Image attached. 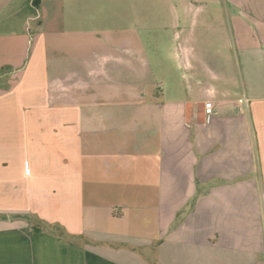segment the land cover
<instances>
[{"label":"crops","instance_id":"obj_1","mask_svg":"<svg viewBox=\"0 0 264 264\" xmlns=\"http://www.w3.org/2000/svg\"><path fill=\"white\" fill-rule=\"evenodd\" d=\"M46 1L0 91V264H264V0H231L238 71L208 86L213 52L154 64L122 2Z\"/></svg>","mask_w":264,"mask_h":264},{"label":"rangeland","instance_id":"obj_2","mask_svg":"<svg viewBox=\"0 0 264 264\" xmlns=\"http://www.w3.org/2000/svg\"><path fill=\"white\" fill-rule=\"evenodd\" d=\"M117 1L125 6V33L126 27H130L139 34L140 52L154 64H180L182 53L189 52L190 63L199 69L200 64L208 60L206 53L213 52L219 66L210 71L199 69L205 86L216 85L223 75L238 71L236 50L227 34L229 16L233 10L231 0ZM46 2L49 5L52 3L51 0ZM131 4L134 6L132 24L126 20ZM39 5L40 0H0V91L7 88L11 70L18 64H26L33 54L36 34L42 29ZM208 12L210 18H206ZM88 27L96 28L95 25ZM169 51L179 52L175 58L177 60L167 56ZM11 103L9 110L7 105L0 102V116L12 115L9 120L7 117L5 121L0 119V148L3 144L7 146L5 151L0 149V155L9 157L13 162L21 159L18 151L20 142H23V122L15 118L20 112V105L15 100Z\"/></svg>","mask_w":264,"mask_h":264},{"label":"built area","instance_id":"obj_3","mask_svg":"<svg viewBox=\"0 0 264 264\" xmlns=\"http://www.w3.org/2000/svg\"><path fill=\"white\" fill-rule=\"evenodd\" d=\"M246 102V99H245ZM205 112H206V121L210 122L211 121V116L214 112V104L212 101H207L205 103Z\"/></svg>","mask_w":264,"mask_h":264},{"label":"trees","instance_id":"obj_4","mask_svg":"<svg viewBox=\"0 0 264 264\" xmlns=\"http://www.w3.org/2000/svg\"><path fill=\"white\" fill-rule=\"evenodd\" d=\"M38 225V224H37ZM34 227L36 228V224L34 225Z\"/></svg>","mask_w":264,"mask_h":264}]
</instances>
